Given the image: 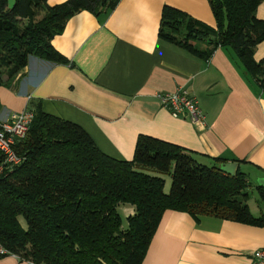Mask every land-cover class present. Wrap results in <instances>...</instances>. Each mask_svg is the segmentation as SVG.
I'll return each instance as SVG.
<instances>
[{"label": "trees", "instance_id": "1", "mask_svg": "<svg viewBox=\"0 0 264 264\" xmlns=\"http://www.w3.org/2000/svg\"><path fill=\"white\" fill-rule=\"evenodd\" d=\"M209 1L215 26L165 4L159 36L202 58L231 46L264 93V57H255L264 40V19L257 14L262 0ZM118 2L0 0V86L10 85L32 55L68 63L53 37L78 11L100 15ZM32 107L33 121L15 145L23 159L0 173V241L21 260L142 264L167 209L188 211L197 219L210 214L264 224V212L255 215L248 202L252 183L241 166L244 160L234 159L238 164L231 174L220 168L226 158L205 163L192 149L147 134L139 136L132 159L116 158L80 124L45 111L40 101ZM164 173L172 176L169 191ZM256 188L264 205V186ZM122 203L135 206L126 227Z\"/></svg>", "mask_w": 264, "mask_h": 264}, {"label": "crops", "instance_id": "2", "mask_svg": "<svg viewBox=\"0 0 264 264\" xmlns=\"http://www.w3.org/2000/svg\"><path fill=\"white\" fill-rule=\"evenodd\" d=\"M165 4L216 25L209 0H119L104 14L80 10L52 39L69 62L32 55L10 85L0 86V117L40 101L45 111L80 124L116 158L132 159L139 136L147 134L190 148L205 163L216 156L244 160L251 183L252 172L264 176L263 91L231 46L202 58L161 38ZM257 14L264 19V0ZM255 57H264V40ZM181 86L198 97L206 125L173 115L156 95ZM259 202L255 215L264 212ZM123 209L128 216L135 206ZM263 246L264 224L210 214L197 219L188 211L167 209L142 264H252V252ZM0 264L30 261L8 254L0 256Z\"/></svg>", "mask_w": 264, "mask_h": 264}, {"label": "built area", "instance_id": "3", "mask_svg": "<svg viewBox=\"0 0 264 264\" xmlns=\"http://www.w3.org/2000/svg\"><path fill=\"white\" fill-rule=\"evenodd\" d=\"M157 97L173 115L185 117L196 125H206V114L199 99L187 87L181 86L174 91L157 92ZM33 107L10 111L0 117V173L9 172L18 165L23 157L15 149L16 143L26 135L34 118ZM11 253L0 241V255ZM252 264H264V246L252 252ZM30 264H36L30 261Z\"/></svg>", "mask_w": 264, "mask_h": 264}, {"label": "rangeland", "instance_id": "4", "mask_svg": "<svg viewBox=\"0 0 264 264\" xmlns=\"http://www.w3.org/2000/svg\"><path fill=\"white\" fill-rule=\"evenodd\" d=\"M163 176L167 180V185L165 186V190L169 191L170 188H171L172 176L169 173H166V174L164 173ZM251 178H252V183H253L252 185L255 186L257 184V181H256L257 178H256V176L254 175L253 172L251 174ZM252 185H251V187L249 189L250 192H251V199L250 200H251V203H252L253 207L255 208V211H256L255 214H259L257 207H258V203H260L259 202L260 201V194H259V192L257 191V189L255 187H252ZM124 206H125L124 203L120 204L119 211L121 212V214L123 216V226L126 227L128 225V221H127V217H126V212L123 209ZM20 218H21L22 223L24 225H26L25 220L23 219V217L21 216Z\"/></svg>", "mask_w": 264, "mask_h": 264}, {"label": "water", "instance_id": "5", "mask_svg": "<svg viewBox=\"0 0 264 264\" xmlns=\"http://www.w3.org/2000/svg\"><path fill=\"white\" fill-rule=\"evenodd\" d=\"M237 164L238 162L233 160V161H226V162H223L221 165H220V168L225 171V172H228V173H231V174H234L235 173V170H236V167H237ZM257 183L259 185H262L264 186V176H259L257 178Z\"/></svg>", "mask_w": 264, "mask_h": 264}]
</instances>
